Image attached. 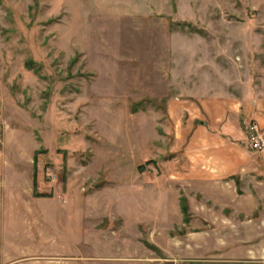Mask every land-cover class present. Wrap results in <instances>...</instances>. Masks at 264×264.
Masks as SVG:
<instances>
[{
  "label": "rangeland",
  "instance_id": "1",
  "mask_svg": "<svg viewBox=\"0 0 264 264\" xmlns=\"http://www.w3.org/2000/svg\"><path fill=\"white\" fill-rule=\"evenodd\" d=\"M248 74L255 92L264 0H0V264H264V220L184 223L169 182L173 119Z\"/></svg>",
  "mask_w": 264,
  "mask_h": 264
},
{
  "label": "crops",
  "instance_id": "2",
  "mask_svg": "<svg viewBox=\"0 0 264 264\" xmlns=\"http://www.w3.org/2000/svg\"><path fill=\"white\" fill-rule=\"evenodd\" d=\"M249 78L248 74L242 79H233L238 88L242 86L239 90L241 95L230 98L220 112H214L213 106L205 100L201 103L202 118L194 115L193 119H173L179 129L181 126L182 137L187 141V162L177 166V177L171 176L169 181L184 193L178 196V202L176 200L173 206L174 216L179 210L182 222L181 197L186 198L188 207L190 205L192 222L202 219L212 223L216 217L229 218L225 211H230L233 216L237 214L249 218L257 214L258 219L264 220V149L257 152L248 147L251 125H257L264 133V83L257 86L254 92L243 85V81ZM4 162L0 154V182L3 188L0 199L6 194L3 187L7 173ZM171 170L168 167V171ZM6 195L9 197L8 193ZM45 199L34 202V208L40 207L43 211L52 204L50 209L55 210L57 215L67 212L70 201ZM43 214L45 219L47 216ZM30 224L31 229L37 227L35 222Z\"/></svg>",
  "mask_w": 264,
  "mask_h": 264
},
{
  "label": "built area",
  "instance_id": "3",
  "mask_svg": "<svg viewBox=\"0 0 264 264\" xmlns=\"http://www.w3.org/2000/svg\"><path fill=\"white\" fill-rule=\"evenodd\" d=\"M248 143L254 151L259 152L264 149V133L255 124L250 127Z\"/></svg>",
  "mask_w": 264,
  "mask_h": 264
},
{
  "label": "trees",
  "instance_id": "4",
  "mask_svg": "<svg viewBox=\"0 0 264 264\" xmlns=\"http://www.w3.org/2000/svg\"><path fill=\"white\" fill-rule=\"evenodd\" d=\"M180 206H181V211L184 215V222L189 223L190 222L189 207H188L187 200L185 197H181Z\"/></svg>",
  "mask_w": 264,
  "mask_h": 264
}]
</instances>
